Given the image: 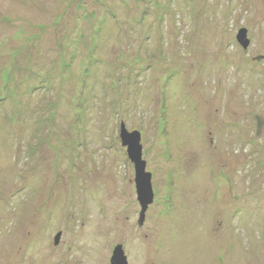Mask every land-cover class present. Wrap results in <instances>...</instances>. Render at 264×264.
<instances>
[{"label": "rangeland", "instance_id": "rangeland-1", "mask_svg": "<svg viewBox=\"0 0 264 264\" xmlns=\"http://www.w3.org/2000/svg\"><path fill=\"white\" fill-rule=\"evenodd\" d=\"M122 124L152 174L142 228ZM118 246L264 264V0H0V264Z\"/></svg>", "mask_w": 264, "mask_h": 264}, {"label": "water", "instance_id": "water-1", "mask_svg": "<svg viewBox=\"0 0 264 264\" xmlns=\"http://www.w3.org/2000/svg\"><path fill=\"white\" fill-rule=\"evenodd\" d=\"M248 31L241 30L240 34L237 36L238 42L244 48L249 45ZM121 143L124 148L127 149L128 157L135 167L136 176V189L138 192V199L142 205L141 221L143 223L146 212L150 205L154 202V190L152 183V174L146 171L147 163L143 160V147L141 144L142 136L141 133L136 132L130 134L124 124H122L121 129ZM59 237L57 238L58 243ZM112 264H128L127 257L125 256L122 246H118L113 254Z\"/></svg>", "mask_w": 264, "mask_h": 264}, {"label": "flooded vegetation", "instance_id": "flooded-vegetation-1", "mask_svg": "<svg viewBox=\"0 0 264 264\" xmlns=\"http://www.w3.org/2000/svg\"><path fill=\"white\" fill-rule=\"evenodd\" d=\"M144 225H145V222L142 223V224L140 225V227L142 228ZM113 253H114V252H113ZM124 253H125V256L127 257L128 264H130V263H129V259H128V258H129L128 255H129V254L127 253V250H126V249L124 250ZM110 261H111V260H110ZM153 264H154V263H153Z\"/></svg>", "mask_w": 264, "mask_h": 264}]
</instances>
